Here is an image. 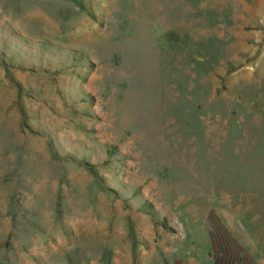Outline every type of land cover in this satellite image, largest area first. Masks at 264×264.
<instances>
[{"label":"rangeland","instance_id":"rangeland-1","mask_svg":"<svg viewBox=\"0 0 264 264\" xmlns=\"http://www.w3.org/2000/svg\"><path fill=\"white\" fill-rule=\"evenodd\" d=\"M0 264H264V0H0Z\"/></svg>","mask_w":264,"mask_h":264},{"label":"trees","instance_id":"trees-1","mask_svg":"<svg viewBox=\"0 0 264 264\" xmlns=\"http://www.w3.org/2000/svg\"><path fill=\"white\" fill-rule=\"evenodd\" d=\"M87 167H91L92 168V165H89V164H85Z\"/></svg>","mask_w":264,"mask_h":264}]
</instances>
